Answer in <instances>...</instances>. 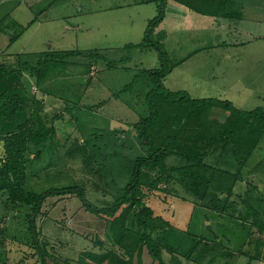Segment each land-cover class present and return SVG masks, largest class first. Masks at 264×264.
<instances>
[{
  "label": "rangeland",
  "instance_id": "rangeland-1",
  "mask_svg": "<svg viewBox=\"0 0 264 264\" xmlns=\"http://www.w3.org/2000/svg\"><path fill=\"white\" fill-rule=\"evenodd\" d=\"M187 5L169 0L151 34L170 60L164 88L194 99L230 100L243 110L263 106L264 0H230L207 12ZM157 13V0H0V63L16 68L52 61L40 82L31 71L23 80L28 113L38 112L55 128L41 147L31 146L27 190L79 185L93 204L115 202L123 166L137 149L129 148L132 125L149 111L150 88L137 77L162 64L153 46H128L143 41ZM219 112L216 116L224 120ZM3 156L0 137V164ZM219 166L233 173L240 169L229 159ZM242 173L245 180L234 186V216L245 210L239 199L253 186L257 191L248 199L264 213V134ZM157 174L144 178L145 202L171 222L164 237L179 252L164 250V264H264V234L248 228L252 218L230 221L209 214L174 180L150 189ZM164 197L170 200L168 208ZM31 213L0 192V264H109L100 256L114 252L123 257L108 220L88 211L75 195H65L49 197L36 219L43 261L32 243ZM189 251L191 258L184 257ZM143 263L160 264L147 251Z\"/></svg>",
  "mask_w": 264,
  "mask_h": 264
},
{
  "label": "trees",
  "instance_id": "trees-1",
  "mask_svg": "<svg viewBox=\"0 0 264 264\" xmlns=\"http://www.w3.org/2000/svg\"><path fill=\"white\" fill-rule=\"evenodd\" d=\"M168 1L157 0L158 13L149 22L145 38L140 44L128 46H153L159 50L162 64L161 68L146 70L142 76L137 77L138 80L142 78L150 88L146 95L149 111L132 125L135 135L129 148L136 147V153L123 166L124 171L120 175L123 187L110 206L100 207L88 201L84 188L79 185L49 189L42 193L26 189V170L31 146L41 147L55 134V128L48 126L38 112L28 113L29 105L23 88L24 75L31 71L36 74V81L40 82L52 61L41 60L38 66L25 62L16 68L0 63V137L4 146L0 164V192H7L8 201L12 204L26 205L31 209L29 231L32 243L37 245L38 254L43 261L45 252L40 248L42 244L36 230V219L49 197L65 195H75L88 211L108 220L112 242L123 252V257L109 252L100 256L101 260L107 258L109 264H144L143 255L147 251L154 262L164 264V250L179 253L164 237L172 226L171 222L163 214H157L145 202L147 194L143 190L144 178L152 172H157L158 178L151 182L149 179L150 189L156 188L160 181L174 180L190 196L202 202L207 213L216 214L220 218L226 217L230 221L236 216L240 219L243 216L252 218L248 228L255 227L259 233L264 234V213L257 211L248 199L249 195L257 191V186L249 188L245 198L239 199L245 210L236 216L234 213L238 202L233 198L236 196L234 186L245 180L242 169L264 134V105L243 110L230 100L194 99L184 91L173 92L164 88L163 80L171 69L170 60L160 43L152 41L151 34L164 19ZM174 1L188 4L194 10L205 9V12L207 9L212 11L214 4L224 5L230 2L196 0V5L195 0ZM133 85L131 83L126 90L132 89ZM217 111L225 114L224 120L216 116ZM210 157H216L217 160L212 162L208 160ZM228 159L229 162L236 161L239 166L236 173L219 166L221 161L226 162ZM163 199L168 208L166 203L170 200L165 197ZM245 225L247 224H241V228H246ZM215 237L218 235L215 234ZM259 241L262 240H257ZM183 256L191 258V252L184 253ZM92 257L98 259V256Z\"/></svg>",
  "mask_w": 264,
  "mask_h": 264
},
{
  "label": "crops",
  "instance_id": "crops-1",
  "mask_svg": "<svg viewBox=\"0 0 264 264\" xmlns=\"http://www.w3.org/2000/svg\"><path fill=\"white\" fill-rule=\"evenodd\" d=\"M211 223V222H210ZM208 225H210V224H208ZM263 237V236H262Z\"/></svg>",
  "mask_w": 264,
  "mask_h": 264
}]
</instances>
